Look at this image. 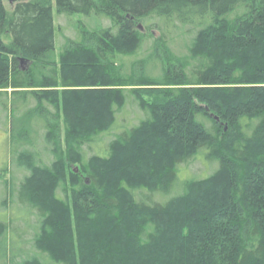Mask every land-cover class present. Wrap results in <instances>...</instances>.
Returning a JSON list of instances; mask_svg holds the SVG:
<instances>
[{
	"label": "trees",
	"instance_id": "1",
	"mask_svg": "<svg viewBox=\"0 0 264 264\" xmlns=\"http://www.w3.org/2000/svg\"><path fill=\"white\" fill-rule=\"evenodd\" d=\"M55 1L110 25L56 57L53 0H0V264H264V0Z\"/></svg>",
	"mask_w": 264,
	"mask_h": 264
},
{
	"label": "rangeland",
	"instance_id": "2",
	"mask_svg": "<svg viewBox=\"0 0 264 264\" xmlns=\"http://www.w3.org/2000/svg\"><path fill=\"white\" fill-rule=\"evenodd\" d=\"M5 5L8 11V14L10 16L12 10H13V5L11 4L8 0H5ZM53 14H54V19H55V26H56V45H55V53L56 57L60 56V52L64 46L65 43H67L68 38H78L79 37V28L80 26L78 25L77 20L81 18L83 23L88 27V28H93L96 26H109L110 25V20L106 17H103L104 15H97V14H91L87 17V15H83L80 13H74L71 15L68 14H59L57 11L56 7V1L53 0ZM183 30V31H181ZM161 29L154 28L153 29V37H147L142 45V48L140 49L139 53L134 56V57H125L124 60L126 64H130L135 58L141 57L145 53L150 51V48H152V45L154 43V38L159 37L161 34ZM194 35V30H191L189 27L182 28L180 30H174L173 33L166 35L168 39H170L171 46L174 51L179 52V53H187V43L190 41L192 36ZM3 38L5 41L10 42L12 39L11 33L6 32L3 33ZM173 39H172V38ZM23 65H25L23 63ZM157 67V66H156ZM158 68V67H157ZM155 68L153 73H158L159 69ZM156 75V74H155ZM5 95H0V193L4 191L6 188V184L9 185V183L12 181V175L11 171L9 170V167L12 164V158H11V149H12V139H11V129L10 125L7 128L5 125V121H7V105L11 103V100L15 98L12 97L11 95L9 96V99L5 97ZM5 104V106L3 105ZM138 107L136 105H131V112L134 111L131 115L134 117L135 113H137ZM134 114V115H133ZM32 126V124H30ZM189 167H192V169L199 170L201 167V163L199 160H193L192 163L189 165ZM190 169V173H187L189 175H192V170ZM73 171H78L79 170V165L74 164L73 167H69V183H71V172ZM16 176L18 178H21L23 175L22 172L16 173ZM181 175H184L181 173ZM207 175V174H206ZM184 178V177H183ZM19 182V180H16ZM9 191V190H8ZM8 193V192H7ZM5 194H2V196ZM8 195V194H7ZM6 195V196H7ZM9 197V196H8ZM1 209V208H0ZM8 212H12L14 214L16 212L13 211V207L6 208ZM19 213L16 212L15 215H18ZM2 216V214H1ZM0 255L1 250H0Z\"/></svg>",
	"mask_w": 264,
	"mask_h": 264
},
{
	"label": "water",
	"instance_id": "3",
	"mask_svg": "<svg viewBox=\"0 0 264 264\" xmlns=\"http://www.w3.org/2000/svg\"><path fill=\"white\" fill-rule=\"evenodd\" d=\"M11 4H14L15 2H17V1H21V0H8ZM22 62H25V58H23L22 57ZM216 118H217V116H216Z\"/></svg>",
	"mask_w": 264,
	"mask_h": 264
}]
</instances>
